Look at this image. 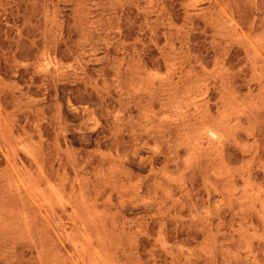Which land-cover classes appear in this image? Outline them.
<instances>
[{"label": "rangeland", "instance_id": "374dc122", "mask_svg": "<svg viewBox=\"0 0 264 264\" xmlns=\"http://www.w3.org/2000/svg\"><path fill=\"white\" fill-rule=\"evenodd\" d=\"M0 264H264V0H0Z\"/></svg>", "mask_w": 264, "mask_h": 264}, {"label": "bare ground", "instance_id": "6f19581e", "mask_svg": "<svg viewBox=\"0 0 264 264\" xmlns=\"http://www.w3.org/2000/svg\"><path fill=\"white\" fill-rule=\"evenodd\" d=\"M207 132H208V134H211V135H213V136H217L218 135V132H217V129H215V131H213L212 129H207Z\"/></svg>", "mask_w": 264, "mask_h": 264}]
</instances>
